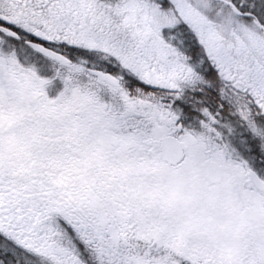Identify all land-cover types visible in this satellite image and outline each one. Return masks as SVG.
Listing matches in <instances>:
<instances>
[{"label": "snow or ice", "instance_id": "snow-or-ice-1", "mask_svg": "<svg viewBox=\"0 0 264 264\" xmlns=\"http://www.w3.org/2000/svg\"><path fill=\"white\" fill-rule=\"evenodd\" d=\"M0 264H264V0H0Z\"/></svg>", "mask_w": 264, "mask_h": 264}]
</instances>
